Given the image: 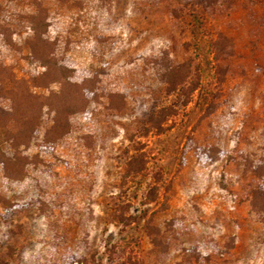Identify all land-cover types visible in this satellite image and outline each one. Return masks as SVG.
<instances>
[{
	"label": "rangeland",
	"instance_id": "374dc122",
	"mask_svg": "<svg viewBox=\"0 0 264 264\" xmlns=\"http://www.w3.org/2000/svg\"><path fill=\"white\" fill-rule=\"evenodd\" d=\"M37 11L75 81L97 80L101 95L57 147L25 151L36 158L24 181L0 172V192L23 204H0V260L264 264V216L251 206L264 188V0H0V65L54 100L63 85L44 77ZM161 51L199 66L186 106L159 90ZM123 94L126 107L110 109ZM172 106L158 133L150 115ZM44 110L42 133L55 114Z\"/></svg>",
	"mask_w": 264,
	"mask_h": 264
},
{
	"label": "trees",
	"instance_id": "16d2710c",
	"mask_svg": "<svg viewBox=\"0 0 264 264\" xmlns=\"http://www.w3.org/2000/svg\"><path fill=\"white\" fill-rule=\"evenodd\" d=\"M37 12L29 14V19L33 20L32 26L30 25L34 33L32 41L38 43L41 55L50 70V74H46L44 77L58 76L62 81L63 89L54 100L37 97L30 93L26 82L16 80L12 74L7 73L8 68L5 65H0V172L3 181L7 183L24 181L27 177L28 167L35 165L36 156L26 155L27 149L35 148L39 150L40 154L45 150L57 147L58 141L75 128V117L82 111L88 112L90 108L94 107L101 95L97 80L88 79L80 83L75 81L72 68L63 58L64 51L57 52L56 41L47 39L46 29L48 27L44 19V12ZM37 54L36 51V59ZM158 56L153 58L152 62L158 67L160 92L168 95L177 92L175 107L188 105L200 86L199 66H192L191 62L177 64L165 51H161ZM117 93V90L109 89L103 92V96L109 98L111 102V98ZM119 97L120 107L112 105L110 109L121 110L126 107L125 95H119ZM44 107L49 112L55 110V114L51 119L52 124L42 133L40 128L42 117L47 114ZM172 107H162L150 115L148 124L158 133L163 132V123L169 115L175 113V107ZM190 140L192 139L190 138ZM198 148L203 150L201 146ZM204 152L212 161L213 158L209 156L207 149ZM221 153L218 151V156ZM259 166L260 164L257 163L253 166V170H257ZM140 171L142 168H139L137 172ZM257 197H260L262 201H258ZM0 204L6 211H13L19 206H23V204L11 202L1 192ZM251 206L264 216V188L262 185L252 191ZM0 264L11 263L0 260Z\"/></svg>",
	"mask_w": 264,
	"mask_h": 264
}]
</instances>
